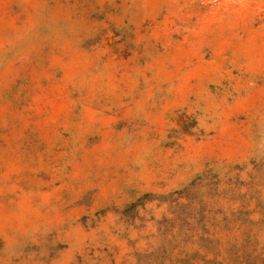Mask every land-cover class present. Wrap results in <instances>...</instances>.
I'll use <instances>...</instances> for the list:
<instances>
[{"label": "rangeland", "instance_id": "1", "mask_svg": "<svg viewBox=\"0 0 264 264\" xmlns=\"http://www.w3.org/2000/svg\"><path fill=\"white\" fill-rule=\"evenodd\" d=\"M0 264H264V0H0Z\"/></svg>", "mask_w": 264, "mask_h": 264}]
</instances>
